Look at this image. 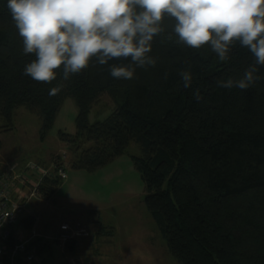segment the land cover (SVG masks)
Segmentation results:
<instances>
[{
  "label": "trees",
  "instance_id": "obj_1",
  "mask_svg": "<svg viewBox=\"0 0 264 264\" xmlns=\"http://www.w3.org/2000/svg\"><path fill=\"white\" fill-rule=\"evenodd\" d=\"M172 23L164 20L166 32L153 41L156 65L137 68L133 79L113 78L92 61L67 81L58 70L51 83L36 82L23 74L35 56L23 54L7 0H0V121L10 131L15 112L26 108L41 119L44 137L64 101L73 99L76 135L60 133L61 142L80 150L73 167L94 172L138 145L133 163L145 185L144 204L179 264H264V79L247 90L217 87L218 79L242 77L252 54L237 45L220 62L208 46L195 50L176 44L174 35L168 40ZM183 69L193 74L191 88L183 87ZM57 85L61 91L49 95ZM104 96L116 108L92 125L89 114ZM84 141L92 146L81 149ZM61 184L45 179L41 198L50 200ZM34 221L21 224L31 231ZM76 248L65 250L75 256Z\"/></svg>",
  "mask_w": 264,
  "mask_h": 264
},
{
  "label": "clouds",
  "instance_id": "obj_2",
  "mask_svg": "<svg viewBox=\"0 0 264 264\" xmlns=\"http://www.w3.org/2000/svg\"><path fill=\"white\" fill-rule=\"evenodd\" d=\"M7 8L23 42V54L35 59L23 74L51 83L81 73L92 61L106 65L116 79L134 78L137 68L155 66L153 41L166 32L168 40L199 50L208 46L220 62L230 60L234 47L247 48L254 57L243 76L218 79L216 86L247 90L264 79V0H7ZM128 60V63H110ZM184 88L193 74L178 71ZM167 74H165V79ZM62 85L49 90L56 95ZM194 99H203L200 89Z\"/></svg>",
  "mask_w": 264,
  "mask_h": 264
},
{
  "label": "rangeland",
  "instance_id": "obj_3",
  "mask_svg": "<svg viewBox=\"0 0 264 264\" xmlns=\"http://www.w3.org/2000/svg\"><path fill=\"white\" fill-rule=\"evenodd\" d=\"M115 108L104 96L90 112L89 123L104 122ZM77 115L75 101L67 98L44 137L41 119L26 108L15 112L12 130H5L0 121V169L33 163L52 171L61 164L67 172V181L59 179L62 184L50 200L28 202L23 218L35 221L27 232L42 236L44 242L57 238L65 221L87 224L91 232L88 239L79 240L75 256H69L56 241L39 254V260L43 264H68L69 258L86 264H179L144 204L145 185L133 163V157L141 154L140 147L130 145L124 156L94 172L76 170L73 165L80 150L61 142L60 133L76 135ZM91 146L81 142V149Z\"/></svg>",
  "mask_w": 264,
  "mask_h": 264
},
{
  "label": "built area",
  "instance_id": "obj_4",
  "mask_svg": "<svg viewBox=\"0 0 264 264\" xmlns=\"http://www.w3.org/2000/svg\"><path fill=\"white\" fill-rule=\"evenodd\" d=\"M67 180L66 169L58 164L51 171L29 163L24 167L6 166L0 169V264H43L39 254L51 242L66 249L68 244L91 236L87 224L65 221L57 238L45 239L36 233H28L21 222L28 202L41 198L40 187L45 179ZM68 264H86L82 259L69 258Z\"/></svg>",
  "mask_w": 264,
  "mask_h": 264
},
{
  "label": "crops",
  "instance_id": "obj_5",
  "mask_svg": "<svg viewBox=\"0 0 264 264\" xmlns=\"http://www.w3.org/2000/svg\"><path fill=\"white\" fill-rule=\"evenodd\" d=\"M66 181H67V180H66ZM66 181H64V182H66ZM63 184H64V183H63ZM89 220H91V223H92V219H89ZM93 223L96 224V222H95L94 220H93ZM95 224H94V225H95ZM94 225H93V226H94ZM98 226H99V225H98ZM96 228H97V226H96ZM99 231H101V227H100V230H99ZM99 231H98V232H99ZM94 232H95V231H94ZM96 232H97V231H96Z\"/></svg>",
  "mask_w": 264,
  "mask_h": 264
}]
</instances>
